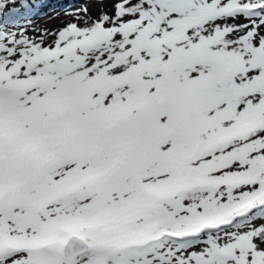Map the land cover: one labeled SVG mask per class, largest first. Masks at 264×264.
<instances>
[{"label": "snow or ice", "instance_id": "snow-or-ice-1", "mask_svg": "<svg viewBox=\"0 0 264 264\" xmlns=\"http://www.w3.org/2000/svg\"><path fill=\"white\" fill-rule=\"evenodd\" d=\"M0 0V264H264V0Z\"/></svg>", "mask_w": 264, "mask_h": 264}, {"label": "bare ground", "instance_id": "bare-ground-1", "mask_svg": "<svg viewBox=\"0 0 264 264\" xmlns=\"http://www.w3.org/2000/svg\"><path fill=\"white\" fill-rule=\"evenodd\" d=\"M51 5H48L46 8L44 4H46V0H39V4H43V7H39L37 9L38 15H36L33 19L37 25H47L49 27H54L58 25L62 20L68 19L65 15L66 5H71L67 2L61 1H53L49 0ZM77 1V0H75ZM40 5V6H41ZM72 6H77L73 5Z\"/></svg>", "mask_w": 264, "mask_h": 264}, {"label": "rangeland", "instance_id": "rangeland-1", "mask_svg": "<svg viewBox=\"0 0 264 264\" xmlns=\"http://www.w3.org/2000/svg\"><path fill=\"white\" fill-rule=\"evenodd\" d=\"M53 1H61V2H67L68 1V3L69 4H73V5H77V1H75V0H53ZM46 4H44V7L46 8L48 5H51V2L49 1V0H46V2H45ZM41 5V4H40ZM40 7H43V4L40 6Z\"/></svg>", "mask_w": 264, "mask_h": 264}]
</instances>
